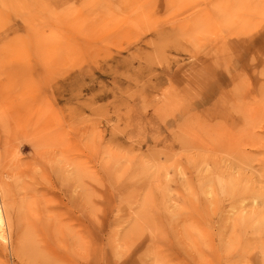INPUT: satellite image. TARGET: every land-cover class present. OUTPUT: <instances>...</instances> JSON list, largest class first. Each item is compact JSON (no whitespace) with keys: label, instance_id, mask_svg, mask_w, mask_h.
I'll return each instance as SVG.
<instances>
[{"label":"rangeland","instance_id":"obj_1","mask_svg":"<svg viewBox=\"0 0 264 264\" xmlns=\"http://www.w3.org/2000/svg\"><path fill=\"white\" fill-rule=\"evenodd\" d=\"M0 205V264H264V0H0Z\"/></svg>","mask_w":264,"mask_h":264},{"label":"bare ground","instance_id":"obj_2","mask_svg":"<svg viewBox=\"0 0 264 264\" xmlns=\"http://www.w3.org/2000/svg\"><path fill=\"white\" fill-rule=\"evenodd\" d=\"M154 33V37L155 38H160V37H162V33L160 32H153ZM147 42H149V40L147 41ZM241 49L242 48H244V47H240ZM257 62V61H256ZM244 66H245V64H244ZM204 72L205 73H210V71H208V70H204ZM3 224H4V216H3V208H2V206L0 205V228L3 226ZM2 230V229H1Z\"/></svg>","mask_w":264,"mask_h":264}]
</instances>
